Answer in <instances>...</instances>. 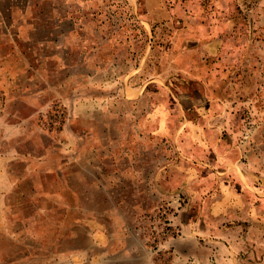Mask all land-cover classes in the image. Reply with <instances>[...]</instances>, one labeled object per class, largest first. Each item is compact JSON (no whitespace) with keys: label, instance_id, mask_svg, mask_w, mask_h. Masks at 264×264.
<instances>
[{"label":"rangeland","instance_id":"obj_1","mask_svg":"<svg viewBox=\"0 0 264 264\" xmlns=\"http://www.w3.org/2000/svg\"><path fill=\"white\" fill-rule=\"evenodd\" d=\"M0 264H264V0H0Z\"/></svg>","mask_w":264,"mask_h":264}]
</instances>
